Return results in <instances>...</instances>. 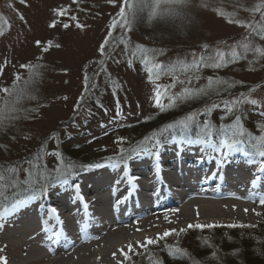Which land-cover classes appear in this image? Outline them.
Returning a JSON list of instances; mask_svg holds the SVG:
<instances>
[{"label":"rangeland","instance_id":"obj_1","mask_svg":"<svg viewBox=\"0 0 264 264\" xmlns=\"http://www.w3.org/2000/svg\"><path fill=\"white\" fill-rule=\"evenodd\" d=\"M259 2L189 0L187 5L175 6L179 16L157 18L151 22L148 21L147 12H144L138 15L130 31L117 27L112 32L113 39L105 49L109 55L102 57L98 49L109 35V26L121 7V0H116L115 4H110L108 0H80L79 4L73 3V0H26V3L0 0V16L3 17L0 25L7 21L4 35L0 36V68L3 69L0 88L10 87L17 74L27 79L28 70L21 65H41L40 76L31 86L34 99H24L18 106L22 109L20 118L0 129V164L31 159L42 147L49 153L60 152L66 162L77 165L76 170L82 168L74 155L77 149L94 156L96 162L108 158L107 162L110 157L119 158L122 148L130 150L135 147H131V139L143 137L145 140L149 137L148 134L132 133L135 130L133 125L162 110L156 106V85L149 81L140 54L132 56L131 53L137 47L153 49L156 51L148 55L155 56L156 61L163 65H169L178 60L190 62L192 54H201L205 45L209 46L208 52L217 48L227 52L228 46L242 40L248 31L229 23L228 17L221 16L219 11L234 13L236 19L250 22L253 14L245 9L253 8ZM61 6L70 7L72 11L69 15H75L85 27L77 28L75 21H69L67 16H56L54 9ZM255 19H260L259 13L255 14ZM53 20L59 21L54 28L49 27ZM64 23L72 26L64 29ZM250 38L255 44L264 46V40L259 37ZM37 40L41 41L40 46L36 45ZM49 41L52 46L44 51ZM113 42L117 43L115 48L112 47ZM253 60L254 54L248 53L247 59L227 67L218 70L205 68L200 72L201 79L193 81V84L200 87L206 83V77L219 76L235 81L246 93L250 88H255L252 98L264 102V58L251 63ZM23 79L20 81L21 87ZM157 83L167 85L172 83V78L162 76ZM182 87L177 84L172 91L180 92ZM239 94L226 96L224 93L215 102ZM5 95L0 91V97ZM81 96L83 100H80ZM163 102L167 104V98ZM215 111L226 113L223 105ZM241 111L247 119V132L253 136L264 134L260 131V126L264 125V107L246 104ZM203 112L204 109L192 113H198L197 119L203 122ZM120 137L124 138L123 142H118ZM44 160L49 169L58 162V158L51 155L45 156ZM23 167L27 168L28 165L24 164ZM24 175L21 172L22 179ZM26 194L28 192L23 193ZM255 209L259 215L247 216L248 223L245 225L256 227L187 230L182 237L174 235L148 246V249L154 254V261L162 264H166V258L173 256L165 245L187 250L201 264H231L230 260L236 261L233 264H264V205H255ZM3 227H0V232H3ZM28 233L24 235L28 237ZM0 251L4 252L3 249ZM214 251L219 259L212 257ZM137 253L142 255H130L132 262L121 258L120 264L154 263L147 259L144 249ZM178 257L170 260L175 264H192L187 257Z\"/></svg>","mask_w":264,"mask_h":264},{"label":"bare ground","instance_id":"obj_2","mask_svg":"<svg viewBox=\"0 0 264 264\" xmlns=\"http://www.w3.org/2000/svg\"><path fill=\"white\" fill-rule=\"evenodd\" d=\"M156 151L127 165L97 168L90 177L75 176L30 201L11 223L0 222V257L7 264H120L121 249L135 255L142 250L137 242L167 230L177 231L166 239L182 237L193 230L190 224H246L247 216L257 214L264 173L251 157L233 153L221 163L220 153L198 144L169 143L158 150L159 158ZM77 183L82 200L76 198ZM216 228L222 227L205 229Z\"/></svg>","mask_w":264,"mask_h":264},{"label":"snow or ice","instance_id":"obj_3","mask_svg":"<svg viewBox=\"0 0 264 264\" xmlns=\"http://www.w3.org/2000/svg\"><path fill=\"white\" fill-rule=\"evenodd\" d=\"M80 0H73V3L79 4ZM110 4H115L116 0H108ZM20 3H26V0H20ZM189 0H121V7L115 17L112 18L109 26V35L98 49L100 56H108L106 47L109 41L113 39L112 32L120 27L122 30L130 31L133 23L137 20L138 15L147 12L148 21L151 22L157 18L166 19L174 18L180 15L176 10L175 6L187 5ZM166 6V7H162ZM206 6V5H202ZM253 14L252 21H244L235 18L234 13H225L223 10L219 11L221 16H227L229 23H235L238 26L244 27L248 31V35L244 36L242 40L237 43L228 46L229 51L222 49H215L212 52H208L207 45L204 46V51L197 55L192 54L191 61L178 60L177 62L169 65H163L156 61L155 56H149V52H155L153 49H146L143 47H137L135 51L131 53L132 56L140 54L142 63L145 65L146 71L149 74V81L156 85L155 88V101L156 106L160 109L172 108L177 106L178 103L196 100L202 97L209 98V103L204 107V115L211 113L215 109H218L223 105L226 114L234 117L232 123L222 124L217 126L210 121H199L197 119L198 113H192L187 115L183 120L176 123L169 124L163 130V132L153 133L151 137H146L142 144H138L136 147L130 150L121 149L119 159L109 158L110 163L105 164H94L88 165V168H102L110 166L113 168L119 167L120 163L123 162L127 165L128 161L133 159V156L139 157L143 154H151L152 149L155 148L157 151L155 155L159 158V149L163 148L164 144L160 140V136L164 132L169 130H175L179 135L180 139L176 136L171 137L172 143H179L181 145L198 144L205 148L211 149L216 153H220L221 163H224L227 156L233 153H244V155L252 158L253 163L259 164L258 170L264 173V160L257 161V157L264 158V134L253 136L250 132L244 128L241 122V116L238 114L243 106L246 104L261 105L264 107V102L252 98V93L256 90L250 88L248 93H241L235 97L229 99H221L219 103L212 101L213 95L220 96L222 93H230L231 90L236 86L235 81H229L219 76L206 77V83L203 86L196 87L193 81L201 79L200 72L205 69L218 70L235 64L242 59H247L248 53L254 54V60L251 63H256L260 59L264 58V46L255 44L250 38L252 36L259 37L264 40V0H260L253 8L245 9ZM72 11L70 7L61 6L54 9L55 15L58 17L67 16L69 21H75L77 28L83 29L85 27L75 15H69ZM83 11V9H81ZM259 13L260 19H255V14ZM21 19L23 17L21 16ZM0 20L3 17L0 16ZM59 21L53 20L49 27H56ZM7 26L5 20L0 25V36L4 35V27ZM72 25L70 23H64L63 28L68 29ZM41 41L37 40L36 45L40 46ZM52 46V42L49 41L48 47L44 48V51H48L49 47ZM59 47V45H56ZM117 46L116 42H113L112 47ZM7 63V62H6ZM104 63L103 60L100 61ZM22 68L28 70L27 79H23L20 74L15 77L14 83L10 87L0 88V91L5 93L4 97H0V129L8 127L20 118L22 109L18 107L24 99H34L31 95V86L38 80L40 76L41 65L36 64H25L21 65ZM3 69L0 68V74ZM162 76H168L172 78V83L167 85L157 83ZM183 76V79L181 78ZM23 79V87L20 85V81ZM87 83V77H86ZM177 84L183 85L180 92H173L172 89ZM167 98L168 103L165 104L163 101ZM84 97L81 96L80 100ZM79 107V105H77ZM119 114V113H118ZM195 129V131H194ZM261 133H264V125L260 126ZM124 138H118V142H123ZM155 141L154 143H151ZM149 144L151 146L149 147ZM47 155L55 156L58 158L57 165L49 169L44 160ZM27 164L28 167L24 168L23 165ZM77 165L73 162H66L62 154L58 151L47 152L42 147L31 159L13 163V164H0V221L4 220L6 216L14 215L20 209L27 206L30 201L38 199L42 195H47L50 188H54L57 184L68 185L69 179L74 178L78 173L76 171ZM21 172H23L24 178H21ZM135 179V178H133ZM76 190V198L83 199L80 194V185L77 183L74 185ZM28 192L30 195L27 198H22L21 193ZM260 203L264 205V199L260 200ZM84 208H88L87 202L84 203ZM51 213L59 219L58 210L53 207ZM247 211V209L245 210ZM259 215V213H257ZM0 227L3 224L0 223ZM191 229H199L203 231L205 228L214 227H256L252 224H229V225H215V224H190L188 225ZM177 230L170 229L165 231L163 234H158L157 238H146L144 242H137L144 253H147V259L154 261V254L149 251V245H156L160 241L165 240L168 236L176 233ZM180 231H184L181 229ZM169 253L173 255V258L178 256L187 257L192 260V264H201L200 261L195 260L187 252L178 246L165 245ZM129 251H135L132 245L128 246ZM125 260L132 262V257L121 249ZM142 255V253H136ZM115 256V254H113ZM214 259H219L217 253H212ZM0 264H7L6 257H0ZM154 264H162V262L155 260Z\"/></svg>","mask_w":264,"mask_h":264},{"label":"trees","instance_id":"obj_4","mask_svg":"<svg viewBox=\"0 0 264 264\" xmlns=\"http://www.w3.org/2000/svg\"><path fill=\"white\" fill-rule=\"evenodd\" d=\"M239 86L236 85L231 90L230 93H225L226 96L231 95V94H236V93H246L247 92V91H245V89H243V88H241ZM222 94H224V93H222ZM216 98L219 99L220 96L213 95L211 97V100L215 101ZM216 101H217V99H216ZM209 102H210L209 98L202 97V98H199V99H196V100H191V101H187V102L178 103L177 106L172 107V108L163 109L160 112L156 113L155 115L145 119L144 121L133 125L134 126L133 129H135V130H132V133L138 132V133L148 134L149 136H152L153 133H155L157 131H160L161 129L166 128L167 125H169V123L173 122L177 118H179V117H181L183 115H188V114H190L192 112L202 111V109H204L205 105L207 103H209ZM240 114L243 116V118L241 117L242 118L241 122H242V124H243V126L245 128L247 126L245 120H247V119L244 117L242 111L239 113V115ZM203 118H204V121H210V122L216 124L217 126H219V124H225V123L230 124L234 120L233 116L228 115L225 112L224 113L216 112L215 110L212 111L211 113H208L207 115H203ZM247 123H248V121H247ZM251 126H253V128H258L257 125L256 126L255 125H251ZM194 131H195V129H194ZM163 135L167 136V135H178V134L176 133L175 130H172V131H169V132H164ZM144 141L145 140L143 139V137L133 138V139H131V144H132L131 147L133 145H135V147H136L138 144H142ZM74 151L76 153L74 155H76V157L78 158L77 160H79V164H82V167H85V166L91 164L92 162H94V158H95L94 156L86 155V153L81 151L80 149H77V150H74ZM79 166H81V165H79ZM144 258H145V256H144ZM144 258H141V259H144ZM170 259H174L173 256L170 257ZM170 259L166 258V262L165 263L166 264H175ZM230 263L233 264V263H236V261L230 260ZM150 264H154V263L150 262Z\"/></svg>","mask_w":264,"mask_h":264}]
</instances>
